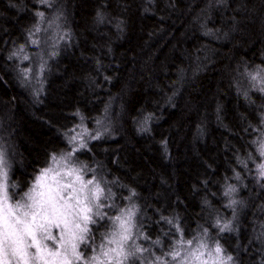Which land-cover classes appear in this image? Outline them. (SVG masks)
Wrapping results in <instances>:
<instances>
[{"label":"trees","instance_id":"1","mask_svg":"<svg viewBox=\"0 0 264 264\" xmlns=\"http://www.w3.org/2000/svg\"><path fill=\"white\" fill-rule=\"evenodd\" d=\"M53 17L64 38L31 80L27 49ZM254 70L264 0H0V135L16 196L53 156H71L74 128L100 121L71 158L93 167L87 177L99 168L118 207H136L143 247L127 264L159 263L203 229L236 264H264Z\"/></svg>","mask_w":264,"mask_h":264},{"label":"rangeland","instance_id":"2","mask_svg":"<svg viewBox=\"0 0 264 264\" xmlns=\"http://www.w3.org/2000/svg\"><path fill=\"white\" fill-rule=\"evenodd\" d=\"M62 38H64V31L60 22L53 17L43 25L39 36L30 42L31 49H27V52L31 51L32 53L29 59L27 57V61H31V70L28 71L31 74L26 71L27 69L24 72L29 74L31 80H37L41 77V70L43 67L46 68L48 64L46 63L47 57L54 54L53 52ZM263 80L264 72L262 70H254L250 74L252 85L258 89L262 87ZM104 129L105 125L100 121L95 128H85L83 125L74 128L68 139L72 149L71 156L70 149L66 153L53 156L49 165L37 173L31 187L19 196H16L14 184L10 181V165L0 135V232L3 231L5 218L9 223L14 222L16 217L31 220V215L25 217L24 213H39L40 206L38 204L34 205L33 199L29 197L41 201L47 198L50 191L55 193L59 190L58 199L62 197L59 200L60 203L67 201L75 206L79 202L81 206L86 205L91 209L87 212L91 219L86 223L83 221V214H76L79 212L77 207L72 215L68 217L67 228L63 223L58 222L59 226L55 223L52 224L48 230L54 239H47L44 233L38 231L36 235L41 242L45 260L36 261L35 264H45V261L50 262V264H64L65 260L68 264H127V260L132 256L130 254L137 249L142 251L143 239H140L141 231L138 224L137 209L134 204L129 202L126 204L128 206L118 207L114 201L115 195L110 184L99 179V177L103 179L99 168L95 167V171H93L95 175L87 177L85 175L92 171L93 167L88 169L81 162L76 163L72 160L73 153L77 148L86 146L91 139L95 140L104 133ZM259 153L261 158L258 166L264 173V168L261 167L264 166V138L260 142ZM89 181L92 183H89ZM97 186L101 190L98 196L96 194ZM38 193H45V196L41 197ZM44 207L47 208L48 205L45 204ZM129 211L132 213L130 220ZM234 215L236 216L234 212H231L228 218L220 219L218 222L224 228H227L235 221ZM104 219L108 220V233L104 237L102 235L99 244H93L94 236L101 232L99 228ZM122 222H124L123 226ZM77 224L80 226L79 228L76 227ZM85 226L87 231L81 232L80 229ZM71 233H75V235L72 236ZM124 235L129 238L124 240ZM81 236H83V239H80ZM25 240L28 244L32 243L31 237H25ZM72 244L76 245L79 258L73 254ZM86 244H89L92 249L88 255L82 253V245ZM218 246L215 236L209 235L204 229L198 230L190 240L178 242L166 259L156 264H236L233 258L228 259L230 256H226L221 251L217 253L216 248ZM121 250L122 254H118L121 253ZM49 251L58 252L60 255L51 257L48 255ZM28 252L35 254V246L29 247ZM174 253L177 255L174 256Z\"/></svg>","mask_w":264,"mask_h":264},{"label":"snow or ice","instance_id":"3","mask_svg":"<svg viewBox=\"0 0 264 264\" xmlns=\"http://www.w3.org/2000/svg\"><path fill=\"white\" fill-rule=\"evenodd\" d=\"M25 59H27V57H25ZM261 167L264 168V166ZM77 179H79V177H77ZM89 183L92 182L89 181ZM100 191L101 190L99 189V186H97V196ZM38 195L44 197L45 193H38ZM58 197L59 190H57L55 193H52L50 191L47 195V198L41 201H36L33 197H29L30 199H33L34 205L38 204L40 206L39 213H24L25 217L31 215V220L16 217L14 222L9 223L7 218L4 219L3 231L0 232V264H13V262H15V264H35L36 261L45 260L42 245L41 242L37 239L36 233L40 231L45 234L47 239H54V237L48 230L49 227L54 223L57 224V226H59V223H63L67 228L69 223L68 217L72 215L77 207L79 208V212L76 214H83V221L85 223L91 219V217L87 215V212L91 211V209L86 205L81 206L78 202L77 205L74 206L67 201H65L64 203H60L59 200L62 199V197H60L59 199ZM45 204L48 205L47 208L44 207ZM128 216L130 220L132 216V213L130 211L128 213ZM117 219H119V217H117ZM123 224L124 222H122V226ZM76 227L79 228L80 226L77 224ZM225 227H227V225H225ZM80 231L86 232L87 227L85 226L84 228H81ZM71 235L74 236L75 233H71ZM25 237H31L32 243H26ZM128 238L129 237L127 235L123 236L124 240H127ZM80 239H83V236H81ZM189 243H191V241H189ZM32 246H35L36 248L35 254H30L28 252V248ZM72 251L73 254L76 255L77 258H79V253L76 252L75 244H72ZM137 251H139V249H137ZM220 251L221 249L218 246L216 248V252L219 253ZM118 254H122V250L121 253ZM48 255L51 257H57L60 255V253L49 251ZM105 255H107V253H105ZM173 255L175 256L177 254L174 253ZM228 259L230 260L231 257H228ZM45 264H50V262L45 261ZM64 264H68L67 260L64 261Z\"/></svg>","mask_w":264,"mask_h":264}]
</instances>
